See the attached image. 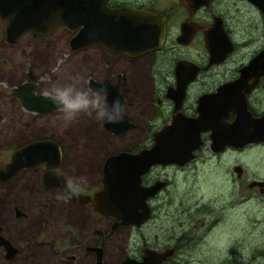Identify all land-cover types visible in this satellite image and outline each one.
Masks as SVG:
<instances>
[{
    "label": "flooded vegetation",
    "instance_id": "flooded-vegetation-1",
    "mask_svg": "<svg viewBox=\"0 0 264 264\" xmlns=\"http://www.w3.org/2000/svg\"><path fill=\"white\" fill-rule=\"evenodd\" d=\"M106 4L110 9L128 7L158 15L163 21L160 46L149 51L112 53L97 44L87 46L79 51H73L69 43L73 33L64 28H60L52 36L42 39H35L30 33H25L18 37L15 44H9L5 41L6 22L0 20V54L7 52L9 48L19 46L23 40L28 41V43L39 44L51 40L61 32L69 34L67 45L72 52H83L86 55L93 50L100 52V57L97 59L99 79L89 78L85 87H90L89 81L91 79L99 84L103 83L108 86L110 98L113 94L112 88L115 87L121 103L126 108V123L131 125L124 132L117 134L106 128L103 123L86 115H81L78 119L85 117L87 124L98 125L100 134L104 135L103 140L109 139L110 141L117 137L127 136L137 128V125L141 123L147 125L145 132H143L144 136L138 137L139 143L136 146L121 148L117 151H106L107 154L104 155L101 164L100 186L93 188L91 192L83 188L82 195L89 197H92L96 191L102 188L103 164L109 155L121 151L136 153L142 149H149L154 144V134L165 125L172 123L177 115L192 119L197 118L199 116L197 108L200 98L217 94L224 85L237 80L241 74L240 70L264 50V43H262L260 48L254 49L248 56V48L246 47L248 43L249 45L252 44L248 41L247 28L251 29L250 33H252L253 30L256 31L261 27L263 33L261 37L264 41V0H107ZM248 16L250 17V24L246 26ZM30 46L28 45V48ZM22 50L26 52V48H22ZM26 54L31 61L28 69H31L35 64L31 54L28 52ZM7 61V59L0 58V68H3L4 72H6L5 70H14L11 72L14 75L20 69L18 73L20 75L23 70H26L28 59L18 64V68L12 67ZM36 61V69L33 72L35 76L27 81H35L38 75L41 76L42 67L38 56ZM121 64L126 71H133L136 74L148 70L141 81L142 95L141 89L136 90V86L130 84L128 79L130 76L125 70H121ZM85 65V67H89V63ZM85 69L87 70V68ZM0 75L2 74L0 73ZM126 75L129 77L127 78ZM25 80H21L19 83H9L4 80L9 90L0 91V171L6 169L17 149L36 141L56 143L60 150V160L57 167H48L46 163L32 168L23 167L17 175L7 180H0L1 264H16L19 260L20 263L18 264H32L39 257L42 248L52 252L53 258L58 255L60 259L64 260V264H77L80 252H85V256L93 259V264H98L97 253L100 248L102 249L100 264H104V256L107 252L106 240L123 230L138 232L154 217L159 195L171 184L166 173L165 176L162 174L154 175L155 169L174 168L182 170L197 161L199 152L206 144L209 145L211 156L221 158L228 151H240L264 143L263 141L247 144L243 148L226 147L223 151L214 152L211 147V131L202 132L201 138L204 143L201 149L194 151V158L188 163L183 166L176 164L153 165L141 176L142 186H152L157 182L164 183L162 189L155 196L146 199L151 210V217L141 226L124 225L113 217H103L96 214L89 203L77 204L69 200L66 202L68 206L66 219L64 218L65 220L62 221L65 227V231H63L65 240L57 243L55 238L54 240L46 239L44 233L49 231L47 229L49 224L47 214L52 210V208L48 209L50 200L51 198L54 199L62 188L60 186L46 187L48 177H44V175L58 172L66 178L76 180L75 178L78 177H73L67 171L66 150L62 143L52 136H45L37 131L39 120H50L47 118L49 116L57 119V114H60L57 108L48 111H31L24 107L19 97L12 96L13 89L19 87ZM254 81L255 77H251L247 83L252 84ZM263 83L264 75L244 97L247 110L253 117H260L264 114V109L257 111L251 102V97ZM30 93L34 96L44 95V92L39 91L38 86L34 84ZM136 93L140 97L139 99L136 98ZM6 99L7 101H5ZM133 100H141L139 113L130 109ZM234 119L235 113L230 111L226 121L232 122ZM8 124H11L12 129H16V125H22L19 133L22 137L18 139L21 142H18L17 138L15 139L14 130L8 131L9 134L5 138L2 137L3 130L7 129ZM152 125L154 126L152 127ZM25 133L30 134V136L24 135ZM87 133H89L88 130ZM207 139L208 143L206 142ZM236 167H239L240 171L235 169ZM233 171L238 179L242 178L243 169L241 166L235 165ZM85 176L88 178L87 174ZM89 178L91 177L89 176ZM257 181L262 182L264 180ZM250 183L249 186L256 187L263 195L264 200V193L261 192L260 187L251 186ZM35 191L38 198L49 201L48 204L44 205L45 212H41V217L37 223L33 222L30 212V206L35 204L34 200H39L32 196ZM243 199L244 201H241L243 203L248 200L247 197ZM218 221L219 219L216 218L212 225L218 224ZM242 229L243 226H241ZM138 238L142 239L138 246L141 252L139 256L130 254L125 250L122 258L116 264H119L126 257L140 261L146 249L158 252L171 249L173 253L161 263L171 264L174 254L178 252V246H163V248L161 244L149 243L142 235H139ZM136 247L134 248L136 249ZM245 264H264V242L253 248L250 256L246 258Z\"/></svg>",
    "mask_w": 264,
    "mask_h": 264
},
{
    "label": "rangeland",
    "instance_id": "rangeland-1",
    "mask_svg": "<svg viewBox=\"0 0 264 264\" xmlns=\"http://www.w3.org/2000/svg\"><path fill=\"white\" fill-rule=\"evenodd\" d=\"M249 24L248 16L246 26ZM247 29L248 41L252 43L246 46L249 56L254 49L260 48L264 41L261 37L263 34L261 27L256 31L253 30L252 33H250L251 29ZM68 35L61 32L51 40L39 44L23 40L19 46L1 53L0 58L7 59V63L12 67L18 68V64L27 59L28 62L26 70L20 75H18L20 69L14 75L11 74L14 70L4 72L3 68H0V73L6 77L0 75V91L9 90L4 80L9 83H19L21 80L34 78L37 56L42 67L41 76L47 81L38 86L39 91L45 92L55 83H68L69 77L77 75L87 82L89 78L98 80L97 59L100 57V52L93 50L88 55L83 52H72L67 45ZM28 45L31 46L28 48ZM22 48H26V52L31 54L35 64L31 69H28L31 63L30 57ZM61 60H63L60 65L62 71L57 73L54 69ZM86 63H89V67H85ZM121 70H125L122 64ZM147 71L146 69L139 74L126 71L131 79L128 75L126 77L130 84L136 86V90L141 89V81ZM81 86L85 87V84L82 83ZM136 98H140L137 93ZM251 102L257 111L264 109V83L251 97ZM131 105L130 109L139 113L141 100H133ZM59 116L60 114H57V119L49 116L47 118L50 120H39L37 131L42 135L52 136L62 143L66 150L67 171L73 177L87 174L88 183L82 187L89 192L100 186L101 164L104 155L107 154L106 151L136 146L139 143L138 137L144 136L143 132L147 127L141 123L127 136L106 141L103 140L104 135L100 134L98 125L87 124L85 117L66 126ZM16 127L12 129L11 124H8L7 129L3 130L2 137L5 138L9 134L8 131L14 130L15 139H20L22 125ZM27 133L24 135L30 136ZM206 142L208 143V139ZM108 143L110 145H107ZM235 165L243 169V176L240 179L233 171ZM165 173L166 177L170 178L171 184L159 195L154 217L138 232L123 230L106 240L107 252L104 256V264H116L125 250L139 256L141 252L138 246L142 241L138 238L139 235L146 238L149 243H158L162 247L178 246V252L174 254L171 264H245L253 248L264 242L263 195L256 187L249 186L251 181L264 180V143L240 151H228L221 158L211 156L209 145L206 144L199 152L197 161L184 169L157 168L153 174L165 176ZM32 196L39 199L34 200L35 204L30 206L31 218L37 223L41 212H45L44 205L49 201L38 198L36 191ZM246 197L248 200L241 202ZM50 201L48 209L52 208V210L47 214L49 231L45 232L44 236L51 240L55 238L57 243H60L65 240L63 235L65 227L62 221L66 219L68 206L65 201H58L56 198H51ZM216 218L219 219L218 224L212 225ZM241 226H243L242 230ZM18 263L20 260L16 262ZM32 264H64V260L58 255L53 258L52 252L42 248L39 257ZM77 264H93V259L85 256V252H80Z\"/></svg>",
    "mask_w": 264,
    "mask_h": 264
},
{
    "label": "water",
    "instance_id": "water-1",
    "mask_svg": "<svg viewBox=\"0 0 264 264\" xmlns=\"http://www.w3.org/2000/svg\"><path fill=\"white\" fill-rule=\"evenodd\" d=\"M106 2L107 0H0V20L6 22L5 41L15 44L18 37L25 33H30L35 39H42L64 28L73 33L69 40L73 51L97 44L112 53L149 51L160 46L163 21L158 15L128 7L110 9ZM240 72L237 80L224 85L217 94L200 98L197 118L177 115L172 123L157 131L154 134V144L149 149L109 155L103 164L102 188L92 197L81 194L78 199L73 198L71 201L77 204L89 203L96 214L113 217L124 225L141 226L151 217L146 199L155 196L164 185L163 182L152 186L141 185V176L151 166L185 165L194 158V151L201 149L204 143L201 133L206 131H211V147L214 152L223 151L226 147L243 148L247 144L263 142L264 114L253 117L247 110L244 97L264 75V50ZM251 77H255V81L248 84L247 80ZM89 85L92 88L99 87V83L92 79ZM32 88V83L24 82L14 88L11 94L19 97L24 107L31 111L56 108L43 94H31ZM112 91V97L108 95L109 103L113 98L120 99L115 87ZM230 111L235 113V119L227 122ZM126 122L125 117L119 124H103L120 134L131 127ZM59 160L60 150L56 143L36 141L14 152L6 169L0 171V180L17 175L23 167L32 168L43 163L48 167H57ZM235 169L240 171L239 167ZM50 175H44L48 177V184L45 186H60L63 189L66 177L62 174L58 180L53 174ZM250 185L260 187L264 193V181H253ZM172 253L171 249L164 252L146 249L140 261L126 257L119 264H161ZM97 254L100 264L102 249L99 248Z\"/></svg>",
    "mask_w": 264,
    "mask_h": 264
},
{
    "label": "clouds",
    "instance_id": "clouds-1",
    "mask_svg": "<svg viewBox=\"0 0 264 264\" xmlns=\"http://www.w3.org/2000/svg\"><path fill=\"white\" fill-rule=\"evenodd\" d=\"M63 60L57 63L55 72L62 71L60 65ZM44 77L39 76L35 81H25L39 86L46 83ZM87 84L83 77L77 75L69 77L68 83H55L44 92V97L56 106L61 119L67 126L76 121L81 115H86L91 119L101 123L119 124L123 122L126 115V108L119 98H113L111 103L108 101V86L100 83L99 87H82ZM56 179H61V173L54 172ZM78 181V182H77ZM88 183L87 176H80L76 180L64 178L63 189L56 194L58 201H69L73 198L78 199L83 192L82 185Z\"/></svg>",
    "mask_w": 264,
    "mask_h": 264
}]
</instances>
